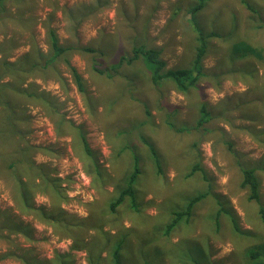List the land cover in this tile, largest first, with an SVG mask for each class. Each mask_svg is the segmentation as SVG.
Returning a JSON list of instances; mask_svg holds the SVG:
<instances>
[{"label":"rangeland","instance_id":"1","mask_svg":"<svg viewBox=\"0 0 264 264\" xmlns=\"http://www.w3.org/2000/svg\"><path fill=\"white\" fill-rule=\"evenodd\" d=\"M195 2L0 0V62H22L16 75L0 63V87L12 83L0 88V264H89L98 256L96 264H108L102 231L119 235L121 264H251L250 252H264V0H205L193 20L186 9ZM198 26L214 35L186 92L169 79L152 84L140 57L119 60L143 43L166 67H188ZM203 107L208 119L198 125ZM28 144L34 164L44 165L34 167L37 176L59 177L64 222L84 218L68 224L77 239L20 206L27 163L14 171L10 162ZM135 164L134 203L128 195L110 212ZM244 169H253L258 199L241 185ZM31 191V205L52 209L53 193ZM199 194L190 216L168 231Z\"/></svg>","mask_w":264,"mask_h":264},{"label":"trees","instance_id":"2","mask_svg":"<svg viewBox=\"0 0 264 264\" xmlns=\"http://www.w3.org/2000/svg\"><path fill=\"white\" fill-rule=\"evenodd\" d=\"M205 0H198V2H195L194 4H191L186 9V13L190 15V18L195 20L198 11L203 7ZM196 37H195V46L194 50L192 52L193 58L191 59L190 66L188 67H179V68H168L166 67L165 60L160 57V53L157 50V48L146 46L143 43L139 44L138 46H134L132 48V55L129 57H120V61H126L131 62L134 58L140 57L141 61H143L144 66L147 68L148 75L150 76V80L152 84L159 85L161 81L169 79L172 80L178 90L181 91H188V89L195 85L198 77L202 74V59L204 58L206 54V48H207V38L209 36L214 35V33H207L202 30L200 26L196 28ZM50 39H51V47L54 54H60L63 52V48L61 46L57 45V39L56 35L51 29L49 32ZM85 50L91 51V47H85ZM1 65L7 66V69H10L14 72L16 75L18 73L17 70H14L18 67H22L21 60H17L16 63H13L12 61L5 60L4 58L1 60ZM36 64V63H34ZM35 67V65H31V68ZM28 68V67H27ZM4 70H0V74H4ZM73 75L75 78L79 79L78 74H76L73 71ZM12 83H5L1 84V89L4 91L5 88L12 89L11 88ZM34 90V89H33ZM13 91L15 93L23 91L19 87L13 86ZM36 94L35 91H29L27 92V95L31 96L33 94ZM9 111L15 112V108L12 107ZM208 119L207 113L201 108V115L198 119V125L203 123ZM4 124L6 122H10L11 120L9 118L4 117L3 119ZM6 127V126H5ZM81 141L83 144V147L87 153V155H92V150L89 147L88 142L86 141L85 136L83 133H81ZM147 145L150 147V150L152 151V154L154 155L155 149H153L152 145L150 143H147ZM26 147V146H25ZM25 147L18 149V157L14 159L12 162H10V167L16 171L18 168V164L21 162L27 163V169H28V176L30 177V182L28 181V188L26 187V183L21 179L19 181V184L17 182V196L19 204L22 208H28L30 210H36L40 212V215L42 217H47L49 219L52 218V224H57L59 228L62 230L67 231V235L75 236V239H77V234H73L72 231H69L68 224H76L74 221L77 220L78 223H83L84 218L76 217L75 219L67 221V223L64 222L62 219V216L66 213L64 209L61 207V205L56 202L58 200H66L65 194L62 190V187L60 186L59 177L52 175L51 173L48 174L46 172H40L39 177L37 176L36 171L34 170V167H38L40 169H43L44 165H38L34 164L32 158H31V148L32 146L28 144V149H25ZM154 161L155 165L159 166L158 159L156 155H154ZM194 168L198 169V165L195 164ZM89 169L93 170L95 172V180H97L101 169L99 168L97 160H95L92 157V161L90 162ZM138 174V168L137 165H134V168L132 172L127 176L126 181L123 184V187L119 190L117 196L113 198L109 204L108 209L110 212H115L117 206L124 200V198L128 195L132 197V203H134V196L132 194V188L133 184L135 183L136 176ZM125 178V177H124ZM242 186H247L250 190V197L258 199V184L256 182V177L254 176L253 169H244L243 170V179H242ZM32 187L38 188L41 192L47 193L51 192L53 195L51 196V199L53 200V203L51 205V210H46L44 207H35L34 205H31L30 199L31 195L33 194L31 189ZM203 196V194L195 195L190 198V200L185 204L184 210L182 212H176V218L170 223L168 227V231L177 224L178 220L183 216L186 215L188 218L191 214V210L193 205ZM134 198V199H133ZM134 205V204H133ZM135 206V205H134ZM262 216H264V213H262ZM77 223V224H78ZM103 239L110 241V246L108 247L107 251L109 254V263L108 264H121L120 258H119V252L121 249L122 241L119 240V235L114 236L112 239L109 237V234L102 231ZM111 239V240H110ZM79 242H82V240L78 239L74 242V248L75 249H81L83 248L82 245H79ZM249 257L252 259L251 264H264V252H259V247H256V251H252L249 254ZM98 259L100 261V257L98 256L97 259L88 257L87 262L89 264H96L98 262ZM188 264H201L202 259L201 258H192L191 260L186 261ZM181 263H185L183 260ZM143 264H150L148 259L143 260Z\"/></svg>","mask_w":264,"mask_h":264},{"label":"bare ground","instance_id":"3","mask_svg":"<svg viewBox=\"0 0 264 264\" xmlns=\"http://www.w3.org/2000/svg\"><path fill=\"white\" fill-rule=\"evenodd\" d=\"M190 66V65H189ZM94 72V71H93ZM172 87V86H171ZM189 116V115H188ZM195 124V123H194ZM197 126V125H196ZM126 163V162H125ZM264 174V173H263Z\"/></svg>","mask_w":264,"mask_h":264}]
</instances>
